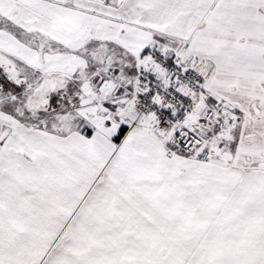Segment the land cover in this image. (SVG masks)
Segmentation results:
<instances>
[{
	"label": "snow or ice",
	"instance_id": "obj_1",
	"mask_svg": "<svg viewBox=\"0 0 264 264\" xmlns=\"http://www.w3.org/2000/svg\"><path fill=\"white\" fill-rule=\"evenodd\" d=\"M0 264H264V0H0Z\"/></svg>",
	"mask_w": 264,
	"mask_h": 264
}]
</instances>
